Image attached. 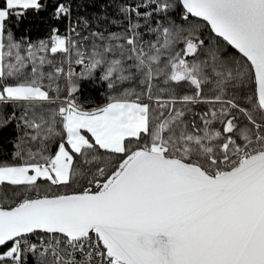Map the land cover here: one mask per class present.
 I'll return each instance as SVG.
<instances>
[{
    "label": "snow or ice",
    "instance_id": "6c2138e0",
    "mask_svg": "<svg viewBox=\"0 0 264 264\" xmlns=\"http://www.w3.org/2000/svg\"><path fill=\"white\" fill-rule=\"evenodd\" d=\"M0 264H264V0H0Z\"/></svg>",
    "mask_w": 264,
    "mask_h": 264
},
{
    "label": "trees",
    "instance_id": "16d2710c",
    "mask_svg": "<svg viewBox=\"0 0 264 264\" xmlns=\"http://www.w3.org/2000/svg\"><path fill=\"white\" fill-rule=\"evenodd\" d=\"M46 35V30L41 28V30L39 32H33V37H37V36H44ZM95 97L96 93L94 90L90 89L87 85H85L83 94H82V98H87V97Z\"/></svg>",
    "mask_w": 264,
    "mask_h": 264
}]
</instances>
